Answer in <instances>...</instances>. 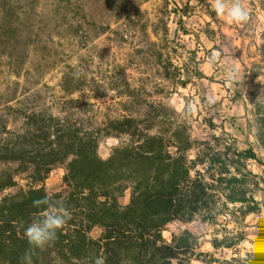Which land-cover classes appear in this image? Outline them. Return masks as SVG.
<instances>
[{"label":"trees","instance_id":"16d2710c","mask_svg":"<svg viewBox=\"0 0 264 264\" xmlns=\"http://www.w3.org/2000/svg\"><path fill=\"white\" fill-rule=\"evenodd\" d=\"M165 79L170 86L168 72ZM111 81L100 115L96 104L74 97L83 84L73 71L60 83L66 97L44 98L53 88L38 83L0 111V264H192L199 237L185 231L169 242L170 223L264 215V178L251 169L252 160L263 162L253 147L227 139L224 126L222 134L196 137L169 87L153 98L123 74ZM256 107L264 149V103ZM110 138L119 143L104 159L100 147ZM60 166L68 189L53 194L45 183ZM229 233L213 239L217 250L234 249L247 235Z\"/></svg>","mask_w":264,"mask_h":264},{"label":"rangeland","instance_id":"374dc122","mask_svg":"<svg viewBox=\"0 0 264 264\" xmlns=\"http://www.w3.org/2000/svg\"><path fill=\"white\" fill-rule=\"evenodd\" d=\"M262 49L264 0H0V111L38 83L53 88L44 98L54 100L52 92L66 97L60 83L73 71L83 84L74 97L96 104L100 115L108 105L103 89L123 74L153 98L169 87L171 104L193 124L196 137L222 134L224 126L227 139L253 147L263 164L252 160L251 169L264 178L255 123L257 101L264 103ZM118 143L104 141L101 156L108 159ZM66 175V167L56 168L45 183L48 191H66ZM130 200L128 190L121 203ZM229 219L224 215L217 225L175 221L164 237L172 242L185 231L196 234L200 255L192 264L256 263L252 254L264 256V215L230 224ZM226 228L234 240L240 232L246 239L234 249L217 250L213 239ZM101 234L99 228L93 232Z\"/></svg>","mask_w":264,"mask_h":264}]
</instances>
